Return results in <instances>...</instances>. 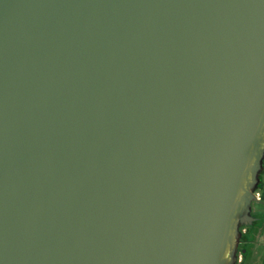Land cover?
Listing matches in <instances>:
<instances>
[{
	"label": "water",
	"instance_id": "obj_1",
	"mask_svg": "<svg viewBox=\"0 0 264 264\" xmlns=\"http://www.w3.org/2000/svg\"><path fill=\"white\" fill-rule=\"evenodd\" d=\"M263 160L264 0H0V264H236Z\"/></svg>",
	"mask_w": 264,
	"mask_h": 264
},
{
	"label": "flooded vegetation",
	"instance_id": "obj_2",
	"mask_svg": "<svg viewBox=\"0 0 264 264\" xmlns=\"http://www.w3.org/2000/svg\"><path fill=\"white\" fill-rule=\"evenodd\" d=\"M263 172H264V160H263V166L262 169L260 170V186L259 189L261 187H263L264 185V179H263ZM258 189V193H260V190ZM259 202L262 203V199L260 201V197H259ZM252 214L254 216H256L258 219L255 220L253 222V224L251 225H242L241 226V231H242V238H241V242L239 245V250H238V260L236 262V264H245V259L247 260L250 256H254V258L257 256H259V247L257 245H255V248H251L250 245H252V247H254V240L256 241H260V237L257 236L258 234V228L261 229V226L264 224V220H259V216L256 215L254 213V211L252 210ZM260 223V224H259ZM263 223V224H262ZM257 227V228H256ZM257 238V239H256ZM258 244V243H256ZM254 249V250H252ZM253 258V259H254ZM262 259V263L264 264V254L261 256Z\"/></svg>",
	"mask_w": 264,
	"mask_h": 264
},
{
	"label": "rangeland",
	"instance_id": "obj_3",
	"mask_svg": "<svg viewBox=\"0 0 264 264\" xmlns=\"http://www.w3.org/2000/svg\"><path fill=\"white\" fill-rule=\"evenodd\" d=\"M263 179H264V172H263ZM259 190H260V193H259L260 201L262 199L263 202L262 203H260L259 201L253 202L252 210L254 211V213L256 215L259 216V220H262V219L264 220V185ZM256 243H258V244H256ZM255 245H257L259 247V251H260L259 256L258 257L256 256L255 258H254V256H252V257L250 256L247 260L245 259V262H244L245 264H261L262 263L261 256L264 254V240H263V238H261L260 241L254 240V247H252V245H250V247L255 248L256 247ZM252 250H254V249H252Z\"/></svg>",
	"mask_w": 264,
	"mask_h": 264
},
{
	"label": "crops",
	"instance_id": "obj_4",
	"mask_svg": "<svg viewBox=\"0 0 264 264\" xmlns=\"http://www.w3.org/2000/svg\"><path fill=\"white\" fill-rule=\"evenodd\" d=\"M257 236L263 238V240H264V224L261 226V229L258 228Z\"/></svg>",
	"mask_w": 264,
	"mask_h": 264
},
{
	"label": "built area",
	"instance_id": "obj_5",
	"mask_svg": "<svg viewBox=\"0 0 264 264\" xmlns=\"http://www.w3.org/2000/svg\"><path fill=\"white\" fill-rule=\"evenodd\" d=\"M258 195H259V193H258Z\"/></svg>",
	"mask_w": 264,
	"mask_h": 264
},
{
	"label": "trees",
	"instance_id": "obj_6",
	"mask_svg": "<svg viewBox=\"0 0 264 264\" xmlns=\"http://www.w3.org/2000/svg\"><path fill=\"white\" fill-rule=\"evenodd\" d=\"M263 193V192H262Z\"/></svg>",
	"mask_w": 264,
	"mask_h": 264
}]
</instances>
